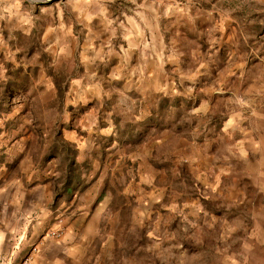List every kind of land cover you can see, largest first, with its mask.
I'll return each mask as SVG.
<instances>
[{
  "label": "clouds",
  "instance_id": "obj_1",
  "mask_svg": "<svg viewBox=\"0 0 264 264\" xmlns=\"http://www.w3.org/2000/svg\"><path fill=\"white\" fill-rule=\"evenodd\" d=\"M0 264H264V0H0Z\"/></svg>",
  "mask_w": 264,
  "mask_h": 264
},
{
  "label": "rangeland",
  "instance_id": "obj_2",
  "mask_svg": "<svg viewBox=\"0 0 264 264\" xmlns=\"http://www.w3.org/2000/svg\"><path fill=\"white\" fill-rule=\"evenodd\" d=\"M75 182H76V177L74 176L73 178H72V181H71V191L70 192H68L67 194H71V192H72V188H73V186L75 185Z\"/></svg>",
  "mask_w": 264,
  "mask_h": 264
},
{
  "label": "trees",
  "instance_id": "obj_3",
  "mask_svg": "<svg viewBox=\"0 0 264 264\" xmlns=\"http://www.w3.org/2000/svg\"><path fill=\"white\" fill-rule=\"evenodd\" d=\"M71 184H69V186L67 187V189H66V192L68 193V192H70L71 191Z\"/></svg>",
  "mask_w": 264,
  "mask_h": 264
}]
</instances>
